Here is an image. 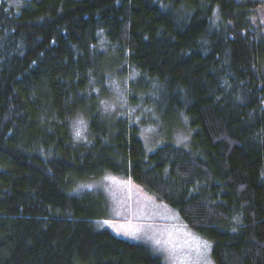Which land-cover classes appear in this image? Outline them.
<instances>
[{
  "label": "trees",
  "instance_id": "1",
  "mask_svg": "<svg viewBox=\"0 0 264 264\" xmlns=\"http://www.w3.org/2000/svg\"><path fill=\"white\" fill-rule=\"evenodd\" d=\"M263 11L264 0H0V264H164L95 225L100 193L73 192L105 174L177 211L215 264H264ZM104 43L113 74L137 77L124 115L104 104ZM149 116L186 120L188 145L148 154Z\"/></svg>",
  "mask_w": 264,
  "mask_h": 264
},
{
  "label": "rangeland",
  "instance_id": "2",
  "mask_svg": "<svg viewBox=\"0 0 264 264\" xmlns=\"http://www.w3.org/2000/svg\"><path fill=\"white\" fill-rule=\"evenodd\" d=\"M262 13L264 15V11ZM99 48L109 63L103 68L109 94L104 103L106 111L124 115L128 108V95L137 77L131 71L129 76L126 74L125 78H121L122 67L113 74V56L108 54L105 43ZM146 121L150 126H142L141 138L148 154L171 139L188 145L191 131L186 120L149 116ZM73 131L78 140L87 137V122L83 117H76ZM85 191L100 193L106 201L104 214L93 219L99 229L149 247L164 264H215L213 243L188 227L177 211L158 202L132 180L105 174L76 182L73 192L80 194Z\"/></svg>",
  "mask_w": 264,
  "mask_h": 264
}]
</instances>
